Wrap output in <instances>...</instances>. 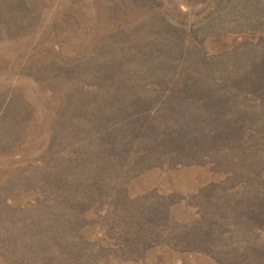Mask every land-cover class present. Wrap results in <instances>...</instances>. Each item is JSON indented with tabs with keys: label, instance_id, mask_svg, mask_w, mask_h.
I'll list each match as a JSON object with an SVG mask.
<instances>
[{
	"label": "rangeland",
	"instance_id": "rangeland-1",
	"mask_svg": "<svg viewBox=\"0 0 264 264\" xmlns=\"http://www.w3.org/2000/svg\"><path fill=\"white\" fill-rule=\"evenodd\" d=\"M0 264H264V0H0Z\"/></svg>",
	"mask_w": 264,
	"mask_h": 264
}]
</instances>
